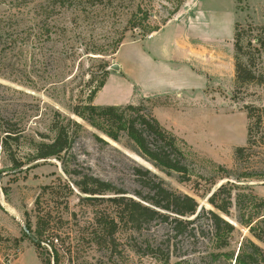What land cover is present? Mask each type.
Wrapping results in <instances>:
<instances>
[{"label": "rangeland", "instance_id": "rangeland-1", "mask_svg": "<svg viewBox=\"0 0 264 264\" xmlns=\"http://www.w3.org/2000/svg\"><path fill=\"white\" fill-rule=\"evenodd\" d=\"M178 1L0 0V118L12 124L20 123L24 130L23 138L12 146L20 168H12L0 144V264H40L37 247L24 235L21 223L34 236L39 228L45 231L44 237L49 234L57 239L53 245L60 255L59 264H164L130 251L131 235H136L123 227L114 234L115 249L108 244L109 239L107 245L93 244L98 233L102 237L95 217L113 213H95L108 211L110 207L106 203L81 200L87 196L80 194L74 185L75 173L93 175L129 193L138 188L131 174L134 166H140L161 178L169 190L193 197L198 211L202 207L210 208L209 194L227 181L220 180L225 174L219 165L232 174L240 171L234 168L233 151L246 146V140L251 143V151L240 168L248 167L264 174V130L257 128L253 120L247 136L242 110L236 111L233 118L221 117L218 121L207 115V105L203 102L196 100L188 107L184 106L186 100H182L176 113L158 114L157 121H169L168 126L176 131L171 132L186 158L189 177L186 182H180L176 173L166 175L154 168L132 150L126 138L114 142L71 113L72 106L86 96L88 89L97 86L103 73L107 71L108 76L111 71L110 53L98 56L90 51L101 45L111 48L132 7L139 4L148 10L151 24L161 28V22ZM182 9L191 11L193 19L198 17L202 33L220 38L226 49L231 47L233 23L238 22L244 30L248 25H264V0H185L179 11ZM135 33L125 32V45L115 54L117 63L132 61L130 54L135 46L129 41L140 39ZM250 39L246 32L240 43L245 46ZM223 83L222 91L217 93L230 105L258 107L257 103L264 100V89L256 92L254 86L246 85L235 93L229 79ZM134 93L137 89L133 79L125 81L114 76L92 103L95 106L127 104L134 99ZM134 105L148 109L151 102L138 101ZM54 111L78 122L82 130L68 152L56 158L27 161L31 142L54 137L49 128ZM4 135L0 128V138ZM242 181L249 188L257 187L255 194L264 199V176ZM236 215L232 208L230 216L224 217L235 226V231L228 248L223 250H217L215 242L206 243L199 237L167 234L160 227H152L150 231L163 240L167 235L174 245L177 258L172 257L168 264H226L224 253L233 252L236 256L245 240L264 250V239L262 242L255 238L264 230V216L253 219L250 232L235 222ZM194 226L197 230H207L202 220ZM39 252L46 258L45 251Z\"/></svg>", "mask_w": 264, "mask_h": 264}, {"label": "trees", "instance_id": "trees-1", "mask_svg": "<svg viewBox=\"0 0 264 264\" xmlns=\"http://www.w3.org/2000/svg\"><path fill=\"white\" fill-rule=\"evenodd\" d=\"M62 1L70 2V0ZM98 1L101 2V0ZM184 1H178L175 7L168 12L167 17L161 22L162 26L179 12ZM151 16L149 11L144 10L139 4L132 7L125 27L114 40L111 48L101 45L90 53L98 56H107L108 53L112 56L115 55L124 41L125 32L129 30L135 31L140 39L157 32L160 27L151 24ZM246 32L251 39L243 46L240 40ZM253 34H255L254 37H252ZM262 57H264V25L261 27L248 25L244 30L238 22L234 23L235 93H238L246 85L264 84V74L262 69H259L262 66ZM105 72L97 86L88 89L86 96L72 106V115L114 142L126 138L131 143L132 150L150 162L154 168L166 175L178 174L180 182L189 181L186 158L177 145L176 136L162 127L151 115V107L147 109L143 105L134 104L93 105L92 101L95 95L105 84L107 71ZM91 83L92 81L88 86ZM243 109L248 120V136L253 120L257 128H262V109L252 105H245ZM0 128L5 134L3 138H0L2 150L12 168H20V161L12 146H16L18 141L23 138L24 130L20 123L12 124L4 117L0 118ZM49 128L54 137L49 141L31 142L27 161L36 162L56 158L68 152L79 131L82 130V126L78 122L70 117L62 116L57 111L52 114ZM98 140L102 142L100 139ZM250 144L247 141L246 146L237 147L233 151L234 168L240 170L238 173L232 174L225 167L218 166L219 170L225 174L220 180L227 181L209 194L207 203L210 208L202 207L199 211L198 204L193 197L169 190L161 178L140 166H134L131 174L133 182L137 184L138 188L129 193L93 175L75 173L74 185L80 194L87 196L82 198V201L106 203L112 209L111 211L110 209L102 212L95 211V213L113 214L95 217V223L100 228L102 237L98 233L93 244L107 245L106 242L109 239L108 244L115 249L114 234L119 227H123L126 231L136 235H131L130 251L168 264L170 259L177 258V255L174 245L170 243L171 240L167 235L163 240L154 236L150 231L152 227H160L167 234L171 232L179 236L186 235L188 238L199 237L206 243L215 242L217 250L228 248L229 239L235 231V226L224 217L230 216L232 208L237 213L235 222L248 228L250 232H252L253 219L264 216V199L256 196L248 186L242 185L244 182L242 180L259 179L264 176V174L255 173L248 167L240 168L246 164V159L249 157ZM262 212L263 214L259 215ZM201 220L206 222L207 230H197L194 226L195 222ZM27 229L30 231L28 227ZM34 232L37 240L42 243V245H35L40 264H59L60 255L53 245V240L57 239H53L49 234L44 237L45 231L42 232L39 228H36ZM258 234L255 238L262 241L264 230L259 231ZM39 250L46 252V258H42ZM224 256L227 259H225L226 264H231V261H234V264H264V250L250 240L241 243L236 256L233 252H226Z\"/></svg>", "mask_w": 264, "mask_h": 264}, {"label": "crops", "instance_id": "crops-1", "mask_svg": "<svg viewBox=\"0 0 264 264\" xmlns=\"http://www.w3.org/2000/svg\"><path fill=\"white\" fill-rule=\"evenodd\" d=\"M178 13L157 32L143 39L129 41L135 46L130 54L132 61L129 64L117 63L113 55L112 65H118L119 69L108 73L104 86L114 76L125 81L133 79L137 93H134L131 103L127 104L151 102V115L155 119L161 111L176 113L182 100H186L184 106L188 107L196 100L203 102L207 105V115L213 120L221 121V117L233 118L238 110L244 111L246 116L245 110L237 106L238 103L230 105L217 93L222 91L225 79H229L233 89L235 86L233 36L229 42L231 47L226 49L220 38H210L202 33L198 17L193 19L191 11L182 9ZM200 16L202 18L201 14ZM124 45L122 43L119 48ZM261 65L264 66V57ZM262 68L264 74V67ZM250 86H254L256 92L264 89V84ZM127 104L115 103L110 106ZM257 106L262 109L264 130V100L258 102ZM159 121L166 130L176 132L173 127L168 126L169 121ZM247 123L246 117V127ZM250 188L255 194L257 187Z\"/></svg>", "mask_w": 264, "mask_h": 264}, {"label": "water", "instance_id": "water-1", "mask_svg": "<svg viewBox=\"0 0 264 264\" xmlns=\"http://www.w3.org/2000/svg\"><path fill=\"white\" fill-rule=\"evenodd\" d=\"M110 69L113 70V71H118L119 67H118L116 64H114V65H111V66H110ZM222 184H223V182L220 183L217 187H219V186L222 185ZM21 229H22L23 233L26 235V237H27V238H28L33 244H35V245H42V243H40V242L37 240V238L33 235V233H31V232L27 229V227H26L25 225H23L22 223H21Z\"/></svg>", "mask_w": 264, "mask_h": 264}]
</instances>
